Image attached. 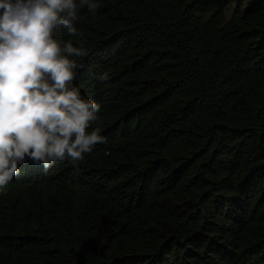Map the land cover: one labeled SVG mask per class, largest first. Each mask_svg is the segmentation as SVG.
Here are the masks:
<instances>
[{
    "label": "trees",
    "instance_id": "16d2710c",
    "mask_svg": "<svg viewBox=\"0 0 264 264\" xmlns=\"http://www.w3.org/2000/svg\"><path fill=\"white\" fill-rule=\"evenodd\" d=\"M96 2L53 38L105 142L0 188V264H264V0Z\"/></svg>",
    "mask_w": 264,
    "mask_h": 264
},
{
    "label": "clouds",
    "instance_id": "9594fccd",
    "mask_svg": "<svg viewBox=\"0 0 264 264\" xmlns=\"http://www.w3.org/2000/svg\"><path fill=\"white\" fill-rule=\"evenodd\" d=\"M96 15V0H0V188L21 173L26 158L45 172L65 158L79 165L104 143L101 106L74 84L75 59L88 50L58 42L53 30L82 36L78 10ZM109 79L107 73L97 77Z\"/></svg>",
    "mask_w": 264,
    "mask_h": 264
}]
</instances>
